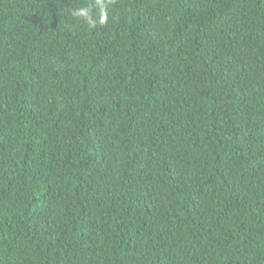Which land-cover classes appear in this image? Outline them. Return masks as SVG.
Returning a JSON list of instances; mask_svg holds the SVG:
<instances>
[{"label":"trees","instance_id":"1","mask_svg":"<svg viewBox=\"0 0 264 264\" xmlns=\"http://www.w3.org/2000/svg\"><path fill=\"white\" fill-rule=\"evenodd\" d=\"M90 2L0 0V264H264V0Z\"/></svg>","mask_w":264,"mask_h":264},{"label":"clouds","instance_id":"2","mask_svg":"<svg viewBox=\"0 0 264 264\" xmlns=\"http://www.w3.org/2000/svg\"><path fill=\"white\" fill-rule=\"evenodd\" d=\"M112 0H93L86 6L71 9V15L87 24L89 29L105 26L109 19L108 7ZM98 10V11H97Z\"/></svg>","mask_w":264,"mask_h":264}]
</instances>
